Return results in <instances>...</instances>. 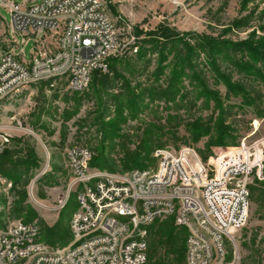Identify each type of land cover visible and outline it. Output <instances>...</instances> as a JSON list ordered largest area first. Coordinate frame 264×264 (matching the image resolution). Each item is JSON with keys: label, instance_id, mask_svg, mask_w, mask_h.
<instances>
[{"label": "rangeland", "instance_id": "rangeland-1", "mask_svg": "<svg viewBox=\"0 0 264 264\" xmlns=\"http://www.w3.org/2000/svg\"><path fill=\"white\" fill-rule=\"evenodd\" d=\"M14 1L20 5L31 3ZM105 2L119 36L118 46L109 60L121 58L116 63L121 76L112 74L109 69L97 71L89 87L79 93L68 90L66 82H59L56 87L41 82L0 101V133L9 135L7 148L22 146L17 147L15 138L31 137L29 141L40 159L39 167L22 174L19 184L0 174V226L23 220L26 211H19V205L30 204L38 213L34 221L40 227L41 240L45 225L51 226L59 220L67 229L62 240H58L61 246L73 239L70 221L79 207L77 192L72 191L63 209L50 208L65 193L71 175L66 158L68 148L88 146L93 152L96 168L123 172L138 167L132 164L128 169L125 167L127 155L143 149L145 152L151 149L149 156L141 152V156H145L143 168L157 167L155 151L159 148L189 146L208 160L214 150L240 144L243 137L252 132L254 120L259 122L258 129L250 139L264 137V82L255 75L238 72L229 60H220L222 72L231 76L232 81L242 83L247 94L231 93L211 69L207 54L200 52L193 56L196 64L193 69L187 64L182 68L173 49L163 47L161 40L146 35L166 27L178 34L194 32L232 41L246 40L254 31L261 36L264 35V0ZM0 12L5 17L0 34L1 54L2 47L7 49L4 39L10 36L7 23L11 22V15L5 8H0ZM139 31L142 33L136 36ZM19 40L22 42L23 37L19 36ZM190 40L193 43V39ZM136 44L143 48L142 53H138ZM33 47V40L25 45L28 57ZM246 57L249 59L248 53ZM175 65L182 68L177 69L182 72L179 76L173 75ZM173 79L178 90L174 99L168 100L167 94L146 92L141 93L138 104L133 106L126 98L127 82L140 92L151 86L161 91L169 88ZM202 82H207L209 89L216 92L221 106L211 95L208 96ZM121 98H124L123 116L119 117L117 100ZM220 118L224 119L231 133L223 143H213ZM115 121L116 129L112 130ZM199 124L210 131L196 140L193 136ZM45 169L47 171L41 174ZM26 179L28 181L24 184ZM252 180L254 187L263 182L264 169L262 177L255 174ZM37 200L47 207L40 206ZM170 217L159 221L170 222ZM172 223L175 225L174 221ZM146 230L149 244L147 227ZM157 260H162V264H177L174 254H168L164 246L158 247ZM183 264H186V258ZM225 264H264V201L260 199L259 191H252L248 222L235 233Z\"/></svg>", "mask_w": 264, "mask_h": 264}, {"label": "built area", "instance_id": "built-area-1", "mask_svg": "<svg viewBox=\"0 0 264 264\" xmlns=\"http://www.w3.org/2000/svg\"><path fill=\"white\" fill-rule=\"evenodd\" d=\"M28 1L0 0L11 15L0 54V101L41 82L82 92L95 72L108 71L119 36L105 0ZM4 20L0 12V34ZM258 123L240 144L214 150L208 160L189 146L159 148L156 168L101 170L91 166L88 146L68 148L71 175L50 208L60 211L77 192L72 241L53 246L40 239L37 221L15 220L0 227V264H147L146 226L169 216L187 231L186 264H225L235 233L248 222L253 176L263 175L264 137L250 139ZM9 141L0 133V153ZM32 191L31 185V197Z\"/></svg>", "mask_w": 264, "mask_h": 264}, {"label": "trees", "instance_id": "trees-1", "mask_svg": "<svg viewBox=\"0 0 264 264\" xmlns=\"http://www.w3.org/2000/svg\"><path fill=\"white\" fill-rule=\"evenodd\" d=\"M141 33L142 32L139 31L136 36H140ZM146 35L148 37H153L155 40H161L163 47L173 49L177 53V57L181 62L182 68L184 67L183 64H187L193 69L196 66L192 59L193 56H198L200 52L207 54L212 65L211 69L218 74L231 93L243 95L247 94L246 88L242 83L232 81L231 76L222 72L220 60H229L238 72L246 73L249 76L255 75L257 79L264 82V35L258 36L255 31L250 34L248 39L241 41L221 39L211 35L198 34L194 32L188 34H178L166 27H161L157 30V32H149ZM188 35H191L190 38L193 39V43H191L190 38H187ZM135 46H138V44ZM137 51L138 53H142L144 50L141 46H138ZM246 53H248L249 59H246ZM120 61L121 58H114L111 62L108 60V69L112 72V74H116V76H121L118 74L119 71L116 65V63H119ZM258 62H261L260 66L258 65ZM182 68L178 69L175 65L173 67V75H181L182 72L178 70H182ZM107 79H109L108 76ZM175 82L176 81L173 79L171 86L166 90L160 91L159 89L151 86L142 89L141 92L137 91L136 88L134 89L130 83L127 82L125 95L130 101V105L133 106L138 104L141 93L146 92L153 95H157V93H159L162 96L167 94L168 100L174 99L175 95L178 94ZM202 85L206 88L205 92L208 96L211 95L210 97L216 100L217 105L221 106V102L217 97L216 92L209 89L207 82H202ZM117 98H119V95ZM117 101H119L117 113L119 117H122L124 98ZM223 120L224 119L220 118L217 124L218 133L213 136V143H223L225 139L230 136L231 131H229V128L225 126ZM115 125L116 121L113 122L111 126L113 128H111L112 130L116 129ZM209 131V128H204L202 127V124H199L196 126L193 137L197 140L201 135L209 133ZM30 138L31 137L15 138L14 141L17 147L21 146L19 144H22V146L18 148H6L2 153H0V174L13 180L15 184H19L22 181V174H27L29 171L38 168L40 165V159L38 158L34 145H32L29 141ZM150 150L151 149H147V152H145L146 150L144 151L143 149L136 151L135 153L128 154L125 158L127 163L125 167L128 169V166L132 164L136 167L138 166L137 168H143V158L145 156H141V152L144 151V154L149 156ZM90 164L92 167L96 166L93 163V158ZM27 181L28 180L26 179L24 184H26ZM250 189L251 194L252 191H259L260 199L264 201V181L259 182V184L255 187L250 185ZM24 196H26V193ZM23 210L26 211L25 218L23 219L25 222H33L38 215L37 211L30 204L19 205V211ZM169 219L170 222H160L157 220L146 226L150 237L147 264L163 263L162 260H157V251L159 246H164L168 254H174L177 264H183L185 261L187 231L185 228H178L173 225L172 217ZM44 231L45 234L43 236V241L56 246L60 245L58 240H62V236L65 234L67 229H65L58 220L51 226L45 225Z\"/></svg>", "mask_w": 264, "mask_h": 264}, {"label": "bare ground", "instance_id": "bare-ground-1", "mask_svg": "<svg viewBox=\"0 0 264 264\" xmlns=\"http://www.w3.org/2000/svg\"><path fill=\"white\" fill-rule=\"evenodd\" d=\"M38 201V200H37ZM40 206H42V207H45L46 205L45 204H43L41 201H38L37 202ZM47 207V206H46Z\"/></svg>", "mask_w": 264, "mask_h": 264}, {"label": "crops", "instance_id": "crops-1", "mask_svg": "<svg viewBox=\"0 0 264 264\" xmlns=\"http://www.w3.org/2000/svg\"><path fill=\"white\" fill-rule=\"evenodd\" d=\"M6 39L7 38L4 39V44H5V47H8V43H6ZM2 49H3V47H2ZM42 83H45V82H42Z\"/></svg>", "mask_w": 264, "mask_h": 264}, {"label": "water", "instance_id": "water-1", "mask_svg": "<svg viewBox=\"0 0 264 264\" xmlns=\"http://www.w3.org/2000/svg\"><path fill=\"white\" fill-rule=\"evenodd\" d=\"M32 133H34V132H32Z\"/></svg>", "mask_w": 264, "mask_h": 264}]
</instances>
